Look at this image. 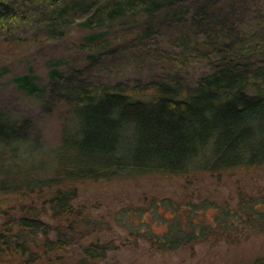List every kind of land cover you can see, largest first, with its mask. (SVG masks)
I'll return each instance as SVG.
<instances>
[{"label":"trees","instance_id":"1","mask_svg":"<svg viewBox=\"0 0 264 264\" xmlns=\"http://www.w3.org/2000/svg\"><path fill=\"white\" fill-rule=\"evenodd\" d=\"M263 1L235 0V5L249 2L255 7L254 22L239 27L219 15L220 0H0V32L19 37L30 28L60 31L72 18L93 27L128 17L141 24L135 34L141 39L153 32L154 22L171 15L174 25L184 27L176 42L179 53L210 62V69L193 86L177 74L133 86L82 80L56 86V95L65 89L75 126L64 128L60 144L50 153V166L45 160H32L39 145L19 133L16 120L0 110V193L52 188L47 201L62 220L52 226L41 218L44 209L24 205L23 212L10 216L0 229V264H98L112 247L110 242L92 243L71 262L62 261L60 254L83 236V227L101 228L92 220L74 219L82 214L74 205L77 188L72 184L78 181L163 173L183 175L191 183L204 172L219 175L232 168L264 165ZM35 79L26 75L17 80L30 92L40 91ZM6 118L10 125L3 122ZM42 164L46 165L40 168L52 175L35 176L34 169ZM150 205L122 212L119 221L162 249L235 239L243 229L264 227V196L242 188L235 205L208 198L154 200ZM160 206L170 207L173 216H164ZM146 211L152 221L146 222L147 229H138L140 223L133 218ZM153 222L166 228L155 230L150 227ZM40 233L46 238L38 243L32 236ZM50 233H55L53 239ZM251 264H264V256Z\"/></svg>","mask_w":264,"mask_h":264},{"label":"rangeland","instance_id":"2","mask_svg":"<svg viewBox=\"0 0 264 264\" xmlns=\"http://www.w3.org/2000/svg\"><path fill=\"white\" fill-rule=\"evenodd\" d=\"M220 1L223 5L219 15H226L229 24L242 27V23L254 22L253 4L238 2L241 8L234 9L238 5L235 0ZM174 22L175 19L167 15L154 22L153 32L141 39L135 36L141 24L128 17L93 27L82 18H72L61 32L30 28L21 37L0 32V110L16 120L19 133H26L39 145V153L32 160H45L50 166L53 161L50 153L60 144L64 128L75 126L71 122L65 89L62 88L64 94L55 93L58 85H68L67 82L75 85L82 80L91 84L133 86L177 74L193 86L196 78L210 69V62L202 56L186 54V57L179 53L180 45L176 42L179 30L184 27L179 29ZM186 25L189 27L190 23ZM55 70L63 75L58 76ZM26 75L36 77L40 91L30 92L20 84L18 77ZM3 122L11 124L7 118ZM46 164L36 166L35 176L52 175L46 167L40 168ZM72 187L77 188L74 205L82 211L81 216L74 219L80 222L83 217L101 228L83 227V236L60 252L62 261H75L84 255L85 247L104 242H110L112 247L98 259V264H251L257 257L264 256V227L243 229L235 239L202 241L170 250L132 234L119 221L122 212L134 211L140 206L150 209L154 200L184 202L190 198L196 201L208 198L220 204L235 205L240 188L264 196V165L232 168L219 175L204 172L191 183L183 175L151 173L113 180L86 179L73 183ZM30 189L0 193L1 207L5 211L0 210V229L10 216L21 214L24 205L44 209L41 218L52 226L62 222L53 215L47 201L54 189ZM158 210L168 218L173 216L168 206H160ZM208 213L212 217L213 211ZM133 220L135 224L140 223L136 226L138 229L145 230L152 215L146 211ZM150 227L162 231L166 225L153 222ZM32 237L38 243L46 238L42 233ZM54 237L55 233H50V239Z\"/></svg>","mask_w":264,"mask_h":264}]
</instances>
